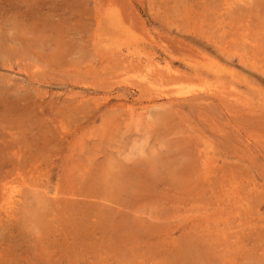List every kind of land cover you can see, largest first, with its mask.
I'll return each instance as SVG.
<instances>
[{
    "label": "rangeland",
    "instance_id": "374dc122",
    "mask_svg": "<svg viewBox=\"0 0 264 264\" xmlns=\"http://www.w3.org/2000/svg\"><path fill=\"white\" fill-rule=\"evenodd\" d=\"M0 264H264V0H0Z\"/></svg>",
    "mask_w": 264,
    "mask_h": 264
}]
</instances>
